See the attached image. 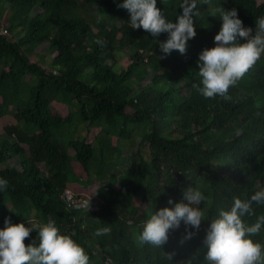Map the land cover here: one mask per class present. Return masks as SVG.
Returning <instances> with one entry per match:
<instances>
[{"label": "trees", "instance_id": "1", "mask_svg": "<svg viewBox=\"0 0 264 264\" xmlns=\"http://www.w3.org/2000/svg\"><path fill=\"white\" fill-rule=\"evenodd\" d=\"M219 1L197 0L196 36L184 55H165L159 45L167 33L153 37L132 29L127 10L118 7L123 0H0V119L13 120L0 133V178L8 181L0 190V230L5 220H54L90 264H207L209 222L221 209L230 210L234 197L248 199L264 189V56L229 89V99L199 92L198 57L216 46ZM179 3L157 0V7L175 23ZM223 6L225 12L235 9L253 34L264 18V0H227ZM56 103L67 111L53 109ZM79 126L84 131L77 136ZM127 142L132 152L123 178L105 186V173L118 176L115 166L122 162L115 157ZM96 156L98 170L90 171ZM92 173L99 190L90 203L100 208L68 207L63 189L90 184ZM188 187L206 196L198 207L207 220L198 230L181 222L160 249L141 244L146 214L187 203ZM136 194L149 207L143 215L136 206L125 210ZM253 208L255 215L243 218L248 225L264 215V204ZM104 227L109 234L95 235ZM187 232L190 239H184ZM250 238L264 245V226ZM24 243L38 246L37 233Z\"/></svg>", "mask_w": 264, "mask_h": 264}, {"label": "clouds", "instance_id": "2", "mask_svg": "<svg viewBox=\"0 0 264 264\" xmlns=\"http://www.w3.org/2000/svg\"><path fill=\"white\" fill-rule=\"evenodd\" d=\"M196 3L197 0H180L178 7L182 9V14L175 23L169 21L157 7V0H123L118 7L127 10L132 29H142L153 37L167 33L166 42L159 45L165 55L173 51L184 55L187 42L196 36L193 21V17L199 14L193 11ZM220 17L222 26L214 37L216 46L203 50L198 57V73L202 78L199 92L208 99L217 96L229 99V89L264 56V18L256 21L253 34L252 29L244 27L237 18L235 9L227 12L221 9ZM239 39L246 42L239 43ZM96 43L102 44V41L97 40ZM7 185L8 181L0 178V190L6 189ZM183 197L187 203H176L172 209L163 208L150 215L137 237L141 244L160 249L167 243L169 231L178 228L181 222L199 229L201 222L207 220L205 211L198 207L206 202V196L201 190L188 187ZM169 203L172 201L169 200ZM254 204H264V189L256 191L248 199L234 197L230 210L221 209L218 216L209 222L203 241L207 247V264H264V245L250 238L261 231L264 215L259 216L252 225L243 219L255 215ZM82 206L89 209L90 196ZM94 206H97V210L100 208L99 205ZM110 231V228L104 227L97 230L95 235H106ZM32 232L37 233L38 246H26L24 243ZM192 235L187 232L184 239H190ZM92 247L93 252L102 254L99 246ZM165 258L170 261L172 254ZM107 263L111 261L108 259ZM0 264H89V256L70 235L60 233L54 220L46 223L34 221L29 227L11 225L5 220V228L0 230Z\"/></svg>", "mask_w": 264, "mask_h": 264}, {"label": "rangeland", "instance_id": "3", "mask_svg": "<svg viewBox=\"0 0 264 264\" xmlns=\"http://www.w3.org/2000/svg\"><path fill=\"white\" fill-rule=\"evenodd\" d=\"M226 1L227 0H221V2L219 1V5H217L215 8L222 9L224 7L223 4ZM90 9L94 12L95 15H97V16L101 15V11L98 10V8L96 6L92 5V6H90ZM121 59L122 58H120V60ZM123 65H127V61L122 59V66ZM115 70H118V69H115ZM52 107H53V109L60 110V112H62V113H65L67 111V108L63 104H60V103L53 104ZM10 123H13V120L10 117L0 119V133L2 132L1 128L4 125H9ZM82 131H84L82 129V126H79L77 131H76V135L79 136L80 132H82ZM111 143H112V145H116L117 144L116 138H111ZM130 145H132V144L127 142V145L122 149L123 152L119 156L120 158H118V156L115 157L116 161H120V159H121V162H122V164H120V165L117 164L115 166V168L118 169V172H119L118 176L115 179H113L112 178V174H106L105 173L103 175L102 181L104 182L105 186H110V185H113V184L116 185L115 183L118 182V179L121 180V178H123L122 177V173H124L126 171V168L128 167L129 158H130V155H131V152H132V147ZM68 151H69V154H70L71 158H73V154H74L73 150L72 149H68ZM104 154L107 157V159L110 157V155H109L110 151H108V149L105 151ZM72 164H74L73 161H72ZM111 164L112 163H110V162L107 163V165L110 168L115 165V164H113V165H111ZM98 167H99V164H98L97 156H96V159H95L94 163L91 162L89 168H90V171L93 170L95 172V171L98 170L97 169ZM74 168L75 169H79L78 165H74ZM104 169H105V167L103 166V171H104ZM91 178H92V181H90V184H88V185H83L81 183H73L71 185V187L70 186L69 187L72 188L74 191L82 194V195H85L87 197L90 196L91 199H97V192L95 194H93V193L97 189H99V184H97L98 177H96V175H94V173H92ZM120 180H119V182H120ZM102 186L103 185H101V187ZM134 206L138 207L139 214H141V215L145 214L148 211V208H149V207L146 206V204L144 202L141 201V195H139V194H136L132 198V200H130L129 202L125 203V210L128 211L131 207H134ZM146 215H147L148 218H150L149 214H146ZM34 221H35V217H33L31 221H29V224H24V226L25 227H29L30 224L32 222H34ZM33 236H34V232H32L30 234L29 238H32ZM86 241H87V239H86ZM87 243H89V242L87 241ZM96 259H98V258H96Z\"/></svg>", "mask_w": 264, "mask_h": 264}, {"label": "built area", "instance_id": "4", "mask_svg": "<svg viewBox=\"0 0 264 264\" xmlns=\"http://www.w3.org/2000/svg\"><path fill=\"white\" fill-rule=\"evenodd\" d=\"M61 197L66 202V205L70 208H73L78 211H94L97 210V206H93L90 203V207L87 210L85 207L82 206L83 201H85L88 197L85 195H82L76 191H74L69 186L65 187L63 191L61 192ZM92 199L90 198V201Z\"/></svg>", "mask_w": 264, "mask_h": 264}, {"label": "crops", "instance_id": "5", "mask_svg": "<svg viewBox=\"0 0 264 264\" xmlns=\"http://www.w3.org/2000/svg\"><path fill=\"white\" fill-rule=\"evenodd\" d=\"M73 184V183H72ZM72 184H70L69 186H71Z\"/></svg>", "mask_w": 264, "mask_h": 264}]
</instances>
